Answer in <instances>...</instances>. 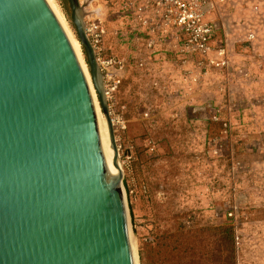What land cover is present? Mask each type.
I'll return each mask as SVG.
<instances>
[{
  "label": "rangeland",
  "instance_id": "1",
  "mask_svg": "<svg viewBox=\"0 0 264 264\" xmlns=\"http://www.w3.org/2000/svg\"><path fill=\"white\" fill-rule=\"evenodd\" d=\"M54 1L78 38L69 0ZM81 1L86 22L131 31L121 0ZM206 19L220 27L225 67L196 65L174 40L157 52L108 42L127 61L111 115L137 264H230L222 225L235 229L238 264H264V0H207Z\"/></svg>",
  "mask_w": 264,
  "mask_h": 264
},
{
  "label": "water",
  "instance_id": "2",
  "mask_svg": "<svg viewBox=\"0 0 264 264\" xmlns=\"http://www.w3.org/2000/svg\"><path fill=\"white\" fill-rule=\"evenodd\" d=\"M90 84L48 0H0V264H135L104 74L69 0Z\"/></svg>",
  "mask_w": 264,
  "mask_h": 264
},
{
  "label": "built area",
  "instance_id": "3",
  "mask_svg": "<svg viewBox=\"0 0 264 264\" xmlns=\"http://www.w3.org/2000/svg\"><path fill=\"white\" fill-rule=\"evenodd\" d=\"M206 3L207 0H126L117 13L119 20L131 24V31L126 33L121 29L112 32L106 16L90 18L86 22L88 38L104 74L110 110L125 79L127 65L126 58L112 51L108 43L112 37L124 38L125 42L144 40L151 52H157L158 42L174 40L177 51L202 68L227 66L225 40L220 37L219 25L206 19ZM253 37L251 34L250 39Z\"/></svg>",
  "mask_w": 264,
  "mask_h": 264
},
{
  "label": "bare ground",
  "instance_id": "4",
  "mask_svg": "<svg viewBox=\"0 0 264 264\" xmlns=\"http://www.w3.org/2000/svg\"><path fill=\"white\" fill-rule=\"evenodd\" d=\"M48 1L50 2L51 6L53 7V9H54L56 15L58 16L62 26L64 27L72 45H73V48L76 51V54L80 60V63H81V65L85 71L86 77H87L88 82L90 84L94 103L96 106L97 116H98L101 131H102V136H103L105 148L107 151L109 163H110L112 168H117L113 162L114 150L112 148V144H111V140H110L108 123H107V120H106L104 114L101 111V107H100V104H99V101L97 98L96 90H95V87L92 83L91 75L88 71L87 64L84 60V56H83V52H82V45H81L79 39L75 37L74 33L68 27L66 17L64 15V13L61 11L60 7L57 5V3L54 0H48ZM88 1H90V0H88ZM85 2H86V0H85ZM81 3H82V1H81ZM88 13H90V12H88ZM88 16H89V14H88ZM120 166L123 169L121 162H120ZM131 244H132V249H133V253H134L135 264H137L138 262H137L136 244H135V241L132 239V237H131Z\"/></svg>",
  "mask_w": 264,
  "mask_h": 264
},
{
  "label": "trees",
  "instance_id": "5",
  "mask_svg": "<svg viewBox=\"0 0 264 264\" xmlns=\"http://www.w3.org/2000/svg\"><path fill=\"white\" fill-rule=\"evenodd\" d=\"M88 61V60H87ZM89 64V62H88ZM214 230L217 235L219 236L220 241H223L224 246L229 251L230 255V264H238L237 263V248H236V233L235 229L231 227L230 225H222L214 227Z\"/></svg>",
  "mask_w": 264,
  "mask_h": 264
},
{
  "label": "crops",
  "instance_id": "6",
  "mask_svg": "<svg viewBox=\"0 0 264 264\" xmlns=\"http://www.w3.org/2000/svg\"><path fill=\"white\" fill-rule=\"evenodd\" d=\"M97 0H95V2H96ZM104 1V0H103ZM120 1V0H119ZM105 2V4H102L104 7H108L107 5H108V3L106 2V1H104ZM116 2H118V0L116 1ZM126 2V0H121L120 2H118V6H121L123 3H125ZM120 22H121V24L122 23H125L126 21H124V20H122V19H120L119 20ZM121 31L123 32V33H126V32H128V31H124V30H122L121 29ZM168 40V39H167ZM117 41H118V43H119V47H121L122 49H125L126 48V45H128L129 43L126 41H124V38H117ZM139 41H141V40H132L131 42H132V44H134V45H137L138 43H140ZM159 43V42H158ZM143 44H144V41H143ZM139 45V44H138ZM167 45V43H164V42H162V45H156V49H158V48H160V46H163V48H165L164 46H166ZM111 47V46H110ZM136 47H139V46H136ZM112 48V47H111ZM117 49H119V48H117ZM122 52V51H121ZM117 55L118 56H120V57H122V54H119V53H117ZM131 55H133V53L131 54Z\"/></svg>",
  "mask_w": 264,
  "mask_h": 264
}]
</instances>
